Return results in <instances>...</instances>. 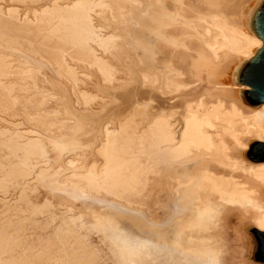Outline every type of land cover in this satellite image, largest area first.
Masks as SVG:
<instances>
[{
  "label": "rangeland",
  "instance_id": "rangeland-1",
  "mask_svg": "<svg viewBox=\"0 0 264 264\" xmlns=\"http://www.w3.org/2000/svg\"><path fill=\"white\" fill-rule=\"evenodd\" d=\"M116 1L0 0V264H124L111 242L115 240L108 226L110 217L119 225L113 215L118 206L141 210L148 219L152 217V222L164 220V211L153 205L159 193L164 198V174H150L148 192L133 194L136 189L125 150L130 144L129 133L137 127L134 117L130 114L111 124L109 134L100 136L94 150H77L78 155L63 152L60 157L59 147L63 146L58 131L62 119L58 120L57 111L65 109V104L94 113L105 105L107 109L99 113L100 118L109 120L127 114L138 103L148 104L153 114L175 111L178 119L185 115L189 104L208 110L219 103L185 102L191 84L180 76L171 77L166 90L162 84L138 81L120 89L115 101L109 91L113 93L128 84L125 71L132 68L116 57L120 48L128 49L122 39L127 27L109 13ZM190 1L183 0L186 5ZM166 2L184 19L196 22L203 18L183 14L173 0ZM177 31L185 39L195 33L207 43L201 30L189 24L180 21ZM157 49L158 67L181 71L182 60L174 49L161 42ZM263 71L264 52L257 64L244 67L242 83L259 88L264 83ZM205 83L203 76L201 87ZM252 90L255 105L264 103L259 92ZM223 106L226 111L231 109ZM38 128L54 135L49 138L40 131L36 136L33 131ZM95 132L84 135V142L91 144ZM41 140L49 145L48 165L59 171V180L75 187L83 185L89 196H70L45 182L41 171L49 166L42 155ZM250 146L249 159L263 161L264 142L252 141ZM89 173L97 178L94 185L86 180ZM145 194H152L148 204L140 198ZM95 197L110 203H100ZM204 200L208 206L200 224L190 231L193 239L188 245L215 252L220 243L218 219L223 215V206L211 194H205ZM161 203L167 206L166 200ZM80 216L89 222L92 218L99 220L109 238L97 224L91 225V232L84 229ZM222 226L229 264H264V232L253 227L251 220L239 212H229Z\"/></svg>",
  "mask_w": 264,
  "mask_h": 264
},
{
  "label": "bare ground",
  "instance_id": "bare-ground-1",
  "mask_svg": "<svg viewBox=\"0 0 264 264\" xmlns=\"http://www.w3.org/2000/svg\"><path fill=\"white\" fill-rule=\"evenodd\" d=\"M173 3L183 9V14L203 18L196 22L184 19L175 14L166 0H118L112 3L110 17L127 27L122 39L128 49L119 47L116 57L121 59L120 63L132 68L125 71L129 83L113 93L109 91L110 96L116 101L120 89L138 81L162 84L166 90L170 88L171 77L180 76L191 84L185 102L219 103L208 110L201 105L189 104L182 119H178L175 111L153 114L148 104L138 103L127 114L109 120L100 118L107 109L105 105L99 114L78 110L67 103L65 109L62 107L57 111L58 120L62 119L58 137H62L64 147H59V153L62 157L63 152L78 155L77 150L83 153L94 150L99 137L104 132L109 134L111 124L116 125L131 114L137 127L129 133L130 144L125 151L129 154L136 189L133 194L142 190L148 192L150 174H164V181H167L164 182L163 199L167 206L161 203V193H155L158 196L152 204L164 211L163 221L152 222L151 216L148 219L143 211L127 206H118L120 209L113 213L119 225L109 218L110 235L115 240L110 241L124 264H229L227 243L221 231L229 212H239L251 220L258 231L264 232V160L249 159L250 143L264 142V103L255 105L256 101L250 96L252 85L242 83L244 67L257 64L264 52V0H191L189 5L183 0H173ZM87 18L91 19V16L87 15ZM180 21L200 29L207 43L195 33L191 39L180 36L177 31ZM160 42L177 53L182 60L181 71L157 66V44ZM203 76L206 85L201 87ZM223 105L231 109L226 111ZM94 130V141L91 144L84 142L83 136ZM40 131L47 136L54 135L42 128L33 134L37 136ZM40 143L49 166V145L42 140ZM71 163L68 161L69 165ZM216 164L219 166H214ZM53 168L49 166L41 171L52 189L62 190L70 196H89L83 185L75 187L73 183H62L58 178L59 171H53ZM86 180L94 185L97 178L89 173ZM205 194L216 196L223 206V215L218 219L220 243L215 252L188 245L193 239L190 231L200 224L208 206ZM142 195L141 200L148 204L151 195ZM95 198L100 203H110L103 197ZM78 220L90 232L93 230L91 225L97 224L105 233L103 224L96 218L89 222L80 216Z\"/></svg>",
  "mask_w": 264,
  "mask_h": 264
},
{
  "label": "water",
  "instance_id": "water-1",
  "mask_svg": "<svg viewBox=\"0 0 264 264\" xmlns=\"http://www.w3.org/2000/svg\"><path fill=\"white\" fill-rule=\"evenodd\" d=\"M263 80H264V75H263ZM252 87H253V89H255V91L259 92V94L261 95V98L264 99V83L262 86H259V88H257L258 86L256 87L254 85Z\"/></svg>",
  "mask_w": 264,
  "mask_h": 264
},
{
  "label": "crops",
  "instance_id": "crops-1",
  "mask_svg": "<svg viewBox=\"0 0 264 264\" xmlns=\"http://www.w3.org/2000/svg\"><path fill=\"white\" fill-rule=\"evenodd\" d=\"M100 138V137H99Z\"/></svg>",
  "mask_w": 264,
  "mask_h": 264
}]
</instances>
